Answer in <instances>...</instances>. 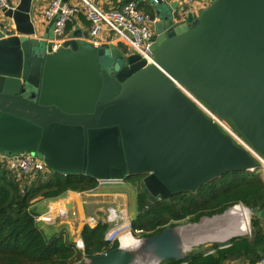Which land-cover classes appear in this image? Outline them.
I'll list each match as a JSON object with an SVG mask.
<instances>
[{
    "label": "water",
    "instance_id": "water-1",
    "mask_svg": "<svg viewBox=\"0 0 264 264\" xmlns=\"http://www.w3.org/2000/svg\"><path fill=\"white\" fill-rule=\"evenodd\" d=\"M142 1L155 9L151 65L115 44L96 46L75 18L71 38L54 50L55 19L38 36L33 0L4 10L15 33L0 29V154H31L51 172L105 184L142 177L152 202L260 168L175 81L230 120L264 158V0H214L180 22L178 3ZM230 209L142 237L135 248L119 241L81 264L183 261L195 248V228ZM65 216L78 219L75 202H67Z\"/></svg>",
    "mask_w": 264,
    "mask_h": 264
},
{
    "label": "trees",
    "instance_id": "trees-1",
    "mask_svg": "<svg viewBox=\"0 0 264 264\" xmlns=\"http://www.w3.org/2000/svg\"><path fill=\"white\" fill-rule=\"evenodd\" d=\"M130 1L137 2L140 9L154 18L153 10L145 6L144 1L126 2ZM79 17L85 26H90L83 15ZM72 29L73 23L70 22L67 32ZM119 47L127 53L122 44ZM225 120L235 128L230 120ZM141 178L128 180L141 181ZM98 185L97 180L89 176L51 171L25 180L0 163V264H81L85 259L117 249L118 241L110 244L105 240L111 228L108 222L100 221L95 227L86 225L83 228V251L65 232L47 235L38 225L37 218L41 214L34 209L36 202L56 201L68 192H92ZM240 204L255 214L251 219V236L208 247L199 246L183 261L169 260L162 264H226L238 260L258 264L264 256V225L259 217V213L264 211L261 168L254 172H229L202 186L196 193H182L168 200L152 202L140 188L138 214L131 222V229L134 233L141 231V237H153L183 222L198 223L203 217L222 215Z\"/></svg>",
    "mask_w": 264,
    "mask_h": 264
},
{
    "label": "built area",
    "instance_id": "built-area-1",
    "mask_svg": "<svg viewBox=\"0 0 264 264\" xmlns=\"http://www.w3.org/2000/svg\"><path fill=\"white\" fill-rule=\"evenodd\" d=\"M73 1V2H72ZM52 0L46 10L43 13V17L49 23L55 19L54 29V50H58L61 45L71 38L72 31L67 32V27L72 18H77L83 15L85 19L90 23L88 28V35L91 37H98L103 30L113 34L115 40L122 44L127 49V55L137 54L148 65L155 64L154 54L151 50L153 42L156 40V34L154 30V24L156 19L149 14L142 11L138 3L130 1L124 5L121 9L104 11L101 9L94 0ZM158 3L159 1L165 3L167 0H151ZM178 3L176 21L186 20L189 14H193L192 8L195 6L197 0H176ZM12 6L10 0H0V12L4 13V10L15 9ZM6 19V18H5ZM8 20V19H6ZM4 26L3 24H0ZM1 31L5 36H9L15 33L13 24H9L8 27L4 26ZM85 28V38L88 41L93 42L98 46V42L95 39H91L87 35ZM175 85L180 89L196 106L201 110L204 115L213 121L218 127L227 134L236 145L245 149L252 154L260 163L261 174L264 176V158L254 151L250 143L240 135L234 127H232L224 118L220 117L214 110H212L206 103L190 93L181 83L175 81ZM0 163L3 164L9 171L18 174L24 178L34 177L36 174L45 173L49 171L44 161L31 154H19L14 156H8L0 154ZM256 169L250 171L254 172ZM237 207V206H236ZM246 209V208H244ZM62 215H66V208L61 211ZM40 217L37 218V221ZM85 223L88 225L87 221ZM250 223V218H249ZM136 234L140 236L141 231H136ZM122 228L117 227L115 230L106 234L105 240L110 244L116 241H121ZM248 235H252V230L249 228ZM76 247L79 250H84V242L80 239ZM226 264H238L236 261H230ZM258 264H264V256L258 262Z\"/></svg>",
    "mask_w": 264,
    "mask_h": 264
},
{
    "label": "rangeland",
    "instance_id": "rangeland-1",
    "mask_svg": "<svg viewBox=\"0 0 264 264\" xmlns=\"http://www.w3.org/2000/svg\"><path fill=\"white\" fill-rule=\"evenodd\" d=\"M74 2L78 3L77 0H74ZM196 2H198V0ZM163 7L166 8V5H163ZM1 13L2 12H0V14ZM194 14L197 17L199 16V14H196L195 12ZM2 23L3 22H0V24ZM9 24H11L10 20H7L3 23V25L6 27H8ZM4 26H1L3 30H5ZM85 28H87V26H85ZM86 31L88 35V28L86 29ZM105 32L107 31L103 30L98 37L100 38L101 36H103ZM88 37L91 39L98 38V37H91L90 35H88ZM139 194H140L139 179L124 180L123 182L120 183L106 184L101 186V188L99 187V189L96 188L93 192H86L80 194L79 195L80 204H78L80 206V211L78 212V219L76 221L67 220L65 215H62L61 213V210L64 208L65 202L67 203L70 200L71 195L70 197L66 195L65 197L58 199L56 201H47V202L38 201L35 203L34 209H36L37 212L41 214L40 220L38 221L39 223L38 225L40 226L41 229L45 231L47 235L56 232H65V234L68 235L70 240H72V242H74L75 244H77V242L80 239H82L81 232L83 228L87 225L85 221H87L88 225L91 227H95L100 221L108 222L111 225L109 232L115 230L117 227H120L122 228V233L129 232L136 239H141L142 237L134 233L131 229V222L136 218L138 214L137 208H138ZM81 204L82 206H84V212L82 210ZM238 207L241 208V210L243 208L249 210L250 213L249 228H251V219L255 217V214L248 207L240 204L237 207L230 209L225 215L227 216L229 212H232V210H235ZM112 210H114V212L116 213L113 219L111 218ZM262 220H263L262 223L264 225V219ZM185 224H188V222H183L181 225H185ZM221 224L222 225L226 224V219H223V221L217 223L214 222L212 223V225L207 224V226L210 227H207L206 224L203 225L201 224L202 226L195 228L194 235H196L200 239L207 237V235H209L208 232L211 229L212 231L214 229L216 230L215 232H218L222 228ZM237 236L241 237L242 235H237ZM243 236H249V235L247 233L246 235ZM228 241L229 240L227 241L212 240L204 243H199L195 245V248L199 246L208 247L215 243L223 244V243H227Z\"/></svg>",
    "mask_w": 264,
    "mask_h": 264
},
{
    "label": "crops",
    "instance_id": "crops-1",
    "mask_svg": "<svg viewBox=\"0 0 264 264\" xmlns=\"http://www.w3.org/2000/svg\"><path fill=\"white\" fill-rule=\"evenodd\" d=\"M51 1L52 0H33L31 16H32V21L36 25V28H37V31H38V36H42L44 34L45 28L48 25L47 20L43 17V13H44V11L46 10V8L48 7V5L50 4ZM126 1L127 0H95V3L101 9H103L104 11H112V10L121 9L124 5L127 4ZM138 1H141V0H138ZM213 1L214 0H198V2H196L195 6L192 8L193 15L195 17H197L194 14V12L196 14H200L204 9L209 7L212 4ZM10 2L12 4V6L16 7L19 4L20 0H10ZM144 3H145V6L151 7V9L154 12V19H156L155 18V9H154V7L149 2L145 1ZM176 3H177L176 0H167L164 3V5H166V8H167V7H170L172 5H175ZM141 10L144 11L143 9H141ZM75 20H76L77 24H79L85 30V25H84V22L82 21V19L80 17H77V18H75ZM5 21H7V20L5 19L4 13H1L0 14V22L4 23ZM73 29H74V25H73ZM73 29H72V31H73ZM115 39L116 38H115V36L113 34H111L109 32H105L103 36H101L100 38L98 37L95 40H96V42H98L99 45L104 44V43H108V44H115V45H117L119 47L120 43L117 42ZM95 180H97V179H95ZM97 182L99 183V187L100 188H101V186L106 185L105 183H102V182H100L98 180H97ZM99 187H97V189H99ZM80 194H83V193H75V192H68L67 193L68 197H70V195H71L70 199H74L77 202V204H76L77 214L80 211V206L78 205V204H80V202H78L75 198H73V196H79ZM45 202H47V201H45ZM81 206H82V204H81ZM82 210L84 212V206H82ZM236 262L238 264H248V262L245 261V260H238Z\"/></svg>",
    "mask_w": 264,
    "mask_h": 264
},
{
    "label": "bare ground",
    "instance_id": "bare-ground-1",
    "mask_svg": "<svg viewBox=\"0 0 264 264\" xmlns=\"http://www.w3.org/2000/svg\"><path fill=\"white\" fill-rule=\"evenodd\" d=\"M73 198H75L78 202H79V196H73ZM69 201H73L75 202V204H77V202L74 199H70ZM68 201V202H69ZM66 202L64 205V208H66ZM63 208V209H64ZM62 209V210H63ZM61 210V211H62ZM116 215V213L114 212V210H112L111 212V217L114 218ZM224 215L223 217H215L214 219H205L202 223L203 224H211L212 223H217L220 221H223V219H226V224H221V229L218 232H215L216 230L212 229L208 232L209 235H207V237H204L202 239L196 237L195 239H193L192 243L193 244H199V243H204V242H208V241H227L230 240L234 237H237L236 235H246L249 231V210L247 209H242L241 208H236L235 210H232V212H229L227 214V216ZM66 217V216H65ZM235 220H233V219ZM231 219V220H230ZM217 220V221H215ZM223 223V222H222ZM201 225V226H202ZM214 225V224H213ZM198 227V226H197ZM210 227V226H207ZM121 244L123 247L125 248H135L137 247L141 241H139V239H136L131 233L129 232H125L122 234L121 238Z\"/></svg>",
    "mask_w": 264,
    "mask_h": 264
},
{
    "label": "flooded vegetation",
    "instance_id": "flooded-vegetation-1",
    "mask_svg": "<svg viewBox=\"0 0 264 264\" xmlns=\"http://www.w3.org/2000/svg\"><path fill=\"white\" fill-rule=\"evenodd\" d=\"M143 178H141V180H142ZM112 218V217H111ZM113 219V218H112Z\"/></svg>",
    "mask_w": 264,
    "mask_h": 264
}]
</instances>
